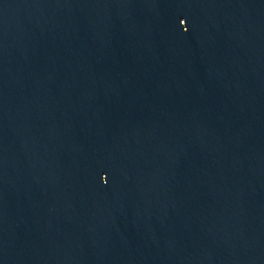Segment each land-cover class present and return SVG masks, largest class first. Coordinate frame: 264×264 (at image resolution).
<instances>
[{
	"label": "water",
	"instance_id": "water-1",
	"mask_svg": "<svg viewBox=\"0 0 264 264\" xmlns=\"http://www.w3.org/2000/svg\"><path fill=\"white\" fill-rule=\"evenodd\" d=\"M0 264H264V0H0Z\"/></svg>",
	"mask_w": 264,
	"mask_h": 264
}]
</instances>
